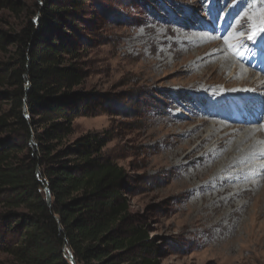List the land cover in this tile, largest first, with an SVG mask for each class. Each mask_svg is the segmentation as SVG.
<instances>
[{
  "label": "rangeland",
  "instance_id": "rangeland-1",
  "mask_svg": "<svg viewBox=\"0 0 264 264\" xmlns=\"http://www.w3.org/2000/svg\"><path fill=\"white\" fill-rule=\"evenodd\" d=\"M78 1L80 90L100 106L73 122L70 140L109 137L103 154L127 171L132 213L162 264H264V185L224 181L247 188L224 202L232 191L216 193L223 186L215 178L227 147L215 152L203 141L213 121L240 127L238 135L264 126V94L245 87L230 96L234 88L222 84L213 93L196 60L199 36H207L262 84L264 0ZM262 162L256 157L236 169Z\"/></svg>",
  "mask_w": 264,
  "mask_h": 264
},
{
  "label": "trees",
  "instance_id": "trees-1",
  "mask_svg": "<svg viewBox=\"0 0 264 264\" xmlns=\"http://www.w3.org/2000/svg\"><path fill=\"white\" fill-rule=\"evenodd\" d=\"M81 6L0 0V264H70L67 250L77 264H162L127 171L103 154L109 137L70 140L100 106L80 90Z\"/></svg>",
  "mask_w": 264,
  "mask_h": 264
},
{
  "label": "bare ground",
  "instance_id": "bare-ground-1",
  "mask_svg": "<svg viewBox=\"0 0 264 264\" xmlns=\"http://www.w3.org/2000/svg\"><path fill=\"white\" fill-rule=\"evenodd\" d=\"M198 40L201 43V46L199 45L197 48L196 60L201 62L207 69L206 73L208 74V79L205 84L212 89L213 93L218 90L215 84H222L225 89L234 88V90L232 89V91H230V96H233L237 92L238 88L243 90L245 87L253 88L254 91H259L257 93L264 94V82L259 84L257 81L258 75L255 78L250 71L245 70L243 65L236 62V59L230 50H221L219 43L208 40L207 36L201 35ZM258 46H260V44ZM243 92L247 91L243 90L241 92V96ZM218 94L223 96L221 91H218ZM222 98L224 97H221V99ZM239 130L240 127L229 128L224 123L219 124L218 122L213 121V123L210 124L208 136L203 139V141L210 142L211 151L217 152L222 147H227V162L224 164V168L217 171L218 173L215 178L217 179L216 185H222L224 181L228 180L242 181L249 178H254L257 182L261 183V185H264V162L260 164L251 163L242 171L241 169H236V166L246 160H254L256 157H260L261 159L264 158V144L261 142L264 140V126H260L258 128L249 127V129H246L245 132L238 135L237 131L239 132ZM231 139H233V141H230L227 144V141ZM242 146L246 147L242 150L240 149ZM231 169L233 171H230ZM251 170H256V172L251 173ZM257 171H260V173L257 174ZM221 173L223 174L222 176L219 175ZM222 186L223 189L219 192L216 191V193L220 194L226 191H232L233 194L231 195V193H229L227 199L223 200L224 202H228L233 199V196L241 195L247 191V188L245 189V187H240V185L234 188L230 185Z\"/></svg>",
  "mask_w": 264,
  "mask_h": 264
},
{
  "label": "water",
  "instance_id": "water-1",
  "mask_svg": "<svg viewBox=\"0 0 264 264\" xmlns=\"http://www.w3.org/2000/svg\"><path fill=\"white\" fill-rule=\"evenodd\" d=\"M44 192H45L46 203L48 205H50L51 204V201H52V198H51V194H50L49 188L46 187L45 190H44ZM65 257H66L67 261L70 264H77L76 261H75V259H74L73 254L69 250H67Z\"/></svg>",
  "mask_w": 264,
  "mask_h": 264
},
{
  "label": "snow or ice",
  "instance_id": "snow-or-ice-1",
  "mask_svg": "<svg viewBox=\"0 0 264 264\" xmlns=\"http://www.w3.org/2000/svg\"><path fill=\"white\" fill-rule=\"evenodd\" d=\"M260 31H264V28H261Z\"/></svg>",
  "mask_w": 264,
  "mask_h": 264
}]
</instances>
